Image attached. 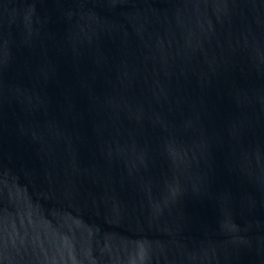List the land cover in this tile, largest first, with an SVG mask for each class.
Segmentation results:
<instances>
[{
  "label": "water",
  "instance_id": "water-1",
  "mask_svg": "<svg viewBox=\"0 0 264 264\" xmlns=\"http://www.w3.org/2000/svg\"><path fill=\"white\" fill-rule=\"evenodd\" d=\"M0 264H264V0H0Z\"/></svg>",
  "mask_w": 264,
  "mask_h": 264
}]
</instances>
